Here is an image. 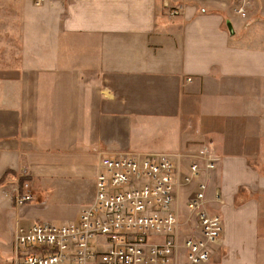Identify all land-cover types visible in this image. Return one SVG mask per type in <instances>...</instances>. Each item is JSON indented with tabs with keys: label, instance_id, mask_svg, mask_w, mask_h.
<instances>
[{
	"label": "crops",
	"instance_id": "1",
	"mask_svg": "<svg viewBox=\"0 0 264 264\" xmlns=\"http://www.w3.org/2000/svg\"><path fill=\"white\" fill-rule=\"evenodd\" d=\"M34 1L0 6V264L40 222L21 224L23 182L36 204L92 181L87 208L102 157L166 154L183 174L203 149L223 223L206 264H264V21L200 0Z\"/></svg>",
	"mask_w": 264,
	"mask_h": 264
},
{
	"label": "built area",
	"instance_id": "2",
	"mask_svg": "<svg viewBox=\"0 0 264 264\" xmlns=\"http://www.w3.org/2000/svg\"><path fill=\"white\" fill-rule=\"evenodd\" d=\"M216 174L217 159L206 149L183 174L162 155L102 157L93 204L74 223L18 228L12 264H206L223 230L221 217L206 207L208 182ZM193 183L182 223L173 201ZM14 202H32L27 182L15 191ZM213 202H219L217 195Z\"/></svg>",
	"mask_w": 264,
	"mask_h": 264
},
{
	"label": "rangeland",
	"instance_id": "3",
	"mask_svg": "<svg viewBox=\"0 0 264 264\" xmlns=\"http://www.w3.org/2000/svg\"><path fill=\"white\" fill-rule=\"evenodd\" d=\"M2 1L5 0H0V6ZM200 2H201V8L205 9L206 11L208 10L213 11L214 8L217 9L221 7L228 11H231L232 14L238 13L241 14L242 16H244L243 14H246L247 17L258 16L259 18H256V20L262 19V21H264V0H200ZM210 2H213L214 4L210 6L207 5ZM221 3L223 6H221ZM149 154H156V153H149ZM156 155H162L168 157V155L166 154H156ZM81 183H82L81 201H71L67 196L56 194L54 197L51 196L49 201H39V202L36 201L37 202L36 204L28 203L27 205L30 206L33 205V208L31 212L29 211V213L26 215V218L23 219V222L21 224L29 225L35 221L49 222L53 225H61V224L76 222L81 215L80 213H82L85 209L88 208V207L87 208L84 207L85 208L84 209L83 206L87 204V201L90 199L91 194L94 192L92 181H82ZM191 186L179 189L176 192V198L173 201V210L175 211L179 220L182 223H186L187 221L188 213L186 206L190 196L194 192L193 191L189 195L188 190L189 188L191 189ZM57 192L61 193L59 191ZM82 209L84 210L82 211ZM31 219H33L34 221L28 223ZM21 228H27V227H21Z\"/></svg>",
	"mask_w": 264,
	"mask_h": 264
}]
</instances>
